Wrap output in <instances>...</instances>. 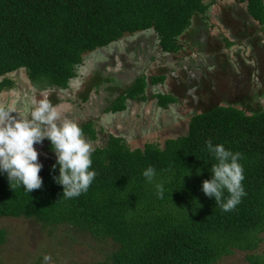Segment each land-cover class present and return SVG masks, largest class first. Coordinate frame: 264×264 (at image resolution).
Returning <instances> with one entry per match:
<instances>
[{
    "label": "trees",
    "instance_id": "16d2710c",
    "mask_svg": "<svg viewBox=\"0 0 264 264\" xmlns=\"http://www.w3.org/2000/svg\"><path fill=\"white\" fill-rule=\"evenodd\" d=\"M226 1L0 0V93L13 87L9 75L20 69L34 87L64 89L86 53L137 32L153 29L160 47L175 52L190 21L208 17L212 5ZM238 1L247 3L264 35V0ZM246 36L249 44L255 41ZM232 46L235 42L226 40V47ZM146 88L141 78L134 94ZM158 99L163 108L171 101ZM208 107L174 140L133 150L113 138L103 147L93 143L96 176L87 192L71 199L52 179L58 174L51 167L55 161L42 167L43 185L29 195L0 175V219H33L68 234L89 235L99 250L110 246L91 264H218L238 253L247 264H264L258 253L264 241V112ZM81 129L90 142L97 140L91 125ZM206 140L241 153L246 195L228 212L201 191L216 163ZM149 166L156 170L152 183L142 175ZM156 183L163 184L162 198ZM3 237L0 231V245Z\"/></svg>",
    "mask_w": 264,
    "mask_h": 264
},
{
    "label": "flooded vegetation",
    "instance_id": "af4514ba",
    "mask_svg": "<svg viewBox=\"0 0 264 264\" xmlns=\"http://www.w3.org/2000/svg\"><path fill=\"white\" fill-rule=\"evenodd\" d=\"M209 13L210 8L207 16H210ZM239 18L244 24V16ZM193 19L177 37L180 47L175 52L164 51L159 45L157 34L150 29L126 35L92 52V61L85 57L76 67L75 76L69 79L64 89L54 85L39 89L28 79L25 82L16 79L14 88L11 87L8 92L14 93L15 89V95H19L8 101L12 103L10 109L19 111V119H27L31 110L46 100L56 108L61 120H64L62 114L69 115V120L76 122L81 128L91 125L97 139L105 142L111 138L118 139L128 147L131 145L133 131L138 134L134 127V115L138 107L148 103L158 110H163L159 120L177 107L180 110L179 118H185L188 113H184V110L190 109L191 120L204 108L203 99L222 87L218 83L219 76L216 72L219 69L238 70V67L245 65L249 75L239 71L238 75L225 78L224 91H227L228 81L231 82L233 78L236 79L233 84L236 92L233 94L231 88L228 93L223 92L225 95L220 105L237 107L246 113L264 112V80L255 60L247 54L231 58L232 62L225 59V68L219 62V68L215 63L212 65L210 54L215 53L218 48L214 43L216 41L210 36V32L208 35L206 30L195 25ZM110 46H114L111 52L107 51ZM78 68L83 69V73L77 72ZM141 78L145 80L147 88L145 93L135 95L134 86ZM247 87H250V90ZM20 88L23 93H20ZM147 89H151L149 95ZM158 96L171 99L166 108L159 106ZM211 100L212 97L207 99ZM66 105L70 106L65 107ZM3 109L10 111L6 104ZM138 123L137 120L136 124ZM181 136L178 135L177 138ZM84 138L89 141L86 136ZM152 143L157 144L148 141L141 148ZM45 144L46 147L49 146V141L44 140L34 147L44 150L42 146ZM53 160L47 159L45 165H50Z\"/></svg>",
    "mask_w": 264,
    "mask_h": 264
},
{
    "label": "clouds",
    "instance_id": "9594fccd",
    "mask_svg": "<svg viewBox=\"0 0 264 264\" xmlns=\"http://www.w3.org/2000/svg\"><path fill=\"white\" fill-rule=\"evenodd\" d=\"M237 4L244 3L239 1ZM245 6L247 16V3ZM44 140L49 141L50 151L55 156L51 167L58 174L52 179L61 186L64 198L71 199L87 192L96 176L91 158L94 149L84 138L81 127L74 121L61 120L56 108L46 100L35 106L27 119H14L7 110H0V175L6 177L8 185L23 188L28 195L42 187L39 172L43 165L38 161L34 145ZM205 147L216 163L210 168V178L201 182V191L222 211H231L246 195L241 183L244 179L239 163L241 153H234L222 144L214 145L211 140L205 141ZM197 174H200L199 169ZM142 175L152 183L156 170L149 166ZM187 175H190L189 171ZM155 188L157 196L162 198L163 184L156 183ZM50 260L49 255L43 257L44 264Z\"/></svg>",
    "mask_w": 264,
    "mask_h": 264
},
{
    "label": "rangeland",
    "instance_id": "374dc122",
    "mask_svg": "<svg viewBox=\"0 0 264 264\" xmlns=\"http://www.w3.org/2000/svg\"><path fill=\"white\" fill-rule=\"evenodd\" d=\"M238 2V0H227L226 2H224V4L217 3L210 7L209 19H212L216 16L212 24L213 26H218L217 29L219 30V32L225 33L223 25L225 26L226 24L224 23V21L228 22V17L231 15L230 11L234 10ZM232 19L233 18H230V24L233 23ZM193 20L196 22L195 19ZM220 21L222 22V24L219 23ZM195 22L194 24L197 25V23ZM239 24L240 18L237 19V22L234 21L233 26ZM227 25L229 27V24ZM243 25H245V20ZM216 32L213 33L214 37L212 38L218 39L220 42V39L218 38V34H216ZM214 43L215 46H219L218 43ZM113 47L114 46H110L107 51L111 52ZM237 53L238 55H247V52L246 54L239 51ZM93 57L94 53H88L87 58L90 59V61H92L91 59ZM82 70L83 69L78 68L77 72H82ZM9 76L14 81H16V79H22L25 82V80L27 79L24 69H20ZM233 84L234 82L232 81L227 85V88H231L230 90H232V93H235L236 90L235 88L233 89ZM249 88L250 87H247L248 90ZM213 92L209 96H214L212 97V100L209 101V107L222 106L219 104H221L224 96V87H221L220 90H214ZM15 93V89L14 93H9L8 90H4L0 93V110H4V104H6L9 109L11 108L10 106L12 103L8 101L10 99H13L14 96L19 95V93H17V95H15ZM20 93H23L21 91V88ZM213 99L216 102H213ZM11 110L12 109H10L9 111V115L14 119L19 120V111L12 110L13 113H10L12 112ZM170 136L171 135H169L168 133L169 139L175 138ZM152 140L159 144L164 142L166 138L164 135H155ZM105 143V140H95V146L97 148L103 147ZM42 147L44 148V150H39V148L37 147L35 148L38 151V161L44 166L47 163V159H54L53 161H55V156L51 151L45 150L46 144ZM92 147L94 146L92 145ZM96 147H94V149ZM128 147L131 150L136 148L135 145H133V147L129 145ZM0 231L3 232L4 236L3 243L0 245V264H44L43 257L45 255H49L51 257V260L48 261L47 264H71L73 262H78V264H91L94 261L102 260L105 257L104 252H106L107 254L108 250L111 251V248L108 245H104L102 247L103 249L99 250V245H96V243L89 235L81 236L80 234H68V231L64 230L61 227L51 228L48 226H43L33 219L2 218L0 219ZM258 253L264 255V241L260 244ZM242 256L243 255L241 253H238L234 256L222 259L218 264H247L243 262Z\"/></svg>",
    "mask_w": 264,
    "mask_h": 264
},
{
    "label": "crops",
    "instance_id": "0c3cea01",
    "mask_svg": "<svg viewBox=\"0 0 264 264\" xmlns=\"http://www.w3.org/2000/svg\"><path fill=\"white\" fill-rule=\"evenodd\" d=\"M245 5H246V3L237 4V6L234 8V10L230 11L231 15L228 17V22H225L223 20L224 23L226 24L225 26L223 25V29L225 30V33L219 32V30L217 29V27H218L217 25L213 26L212 22H214L216 17L212 18V19H209V16L208 17H197L195 19L196 20L195 23H197V26L199 28L206 30L205 32L207 34H208V32H210L211 37H214L213 33H215L217 31L216 34H218V38L220 39V42L218 39L214 38L216 43L219 44V46H218L217 50L215 51V53L212 52V54H210V56L212 57L211 58V60H212L211 64L212 65H213V63H215L219 68V65H218V62H219V64H221V66L223 68H225V65H224L225 59H230V61L232 62L231 58L235 59V58L241 56V55H238V53H237L238 51L243 52L245 54L247 52V54L251 57V59L255 60L258 68L261 71V78L264 80V40L260 41V37L264 38V35H262L258 30L261 28V26H259L256 22H254L253 19H251L249 16L245 15L246 14V6ZM243 16L246 19L247 23H245V25L240 23L239 25L233 26L234 21L237 22V19L239 17L243 18ZM230 18H233L232 19L233 23H231V24H230ZM240 22H241V20H240ZM219 23L222 24L221 21ZM227 24H229V27ZM244 27H246V28H244ZM246 35L251 36V38H254L255 41H253V43L249 44L248 38ZM256 35L258 36L259 41L257 39H255ZM225 39L235 42V46H232L231 48H227ZM239 71L241 73H245V74L249 75L245 65H241V67H238V70L237 69L236 70L227 69V71H226V69H219L216 72L217 76H219L218 77V83L223 87L226 84V83H224L225 78L228 76H236V75H238L237 73ZM235 80L236 79L232 78L231 82L232 81L234 82ZM237 80H238V78H237ZM231 82H230V80L228 81V83H231ZM154 89L155 88H153V90ZM226 89H227V91H225V93L226 92L228 93L229 88L226 87ZM249 90H250V88H249ZM149 92H151V89H149V90L147 89L148 95H149ZM225 93H223V95H225ZM251 95H252V97L254 96V94H251ZM251 95H250V98H251ZM208 98L211 99V97H205V99H203V103L205 104V106L203 109H201V112L203 110H205L210 105L209 104L210 102L207 101ZM222 101H223V99H222ZM213 102H216V101L213 99ZM263 102H264V99H263ZM144 105L138 107L137 108L138 110L134 115V120H135L134 127L138 131V134H136L134 131L132 133L131 145L132 146L135 145L136 148H134V149L141 148L145 142H148V141L154 142V140H152V139L154 138L155 135H160V136L164 135L166 140H168L169 139L168 133H169V135H171L170 137H175V138H177L178 135L184 136L187 133V131H188L187 122L190 120V118H189L190 109L184 110V113L185 112L188 113V115L185 118H182V119L179 118L180 110H179V107H177L175 109H171V111L169 113H167V115H165V117H163L161 120H159L158 118L163 113V110H158V109L154 108V105H149L148 103H147V105H145V106ZM68 106H70V105H66L65 107H68ZM197 114H199V113H197ZM61 116H62V119L69 120V115L62 114ZM137 120L139 121L138 124H136ZM131 131H132V129H131ZM175 138H170V139H175ZM90 143L93 144L95 142L91 141ZM94 145H96V144H94Z\"/></svg>",
    "mask_w": 264,
    "mask_h": 264
}]
</instances>
